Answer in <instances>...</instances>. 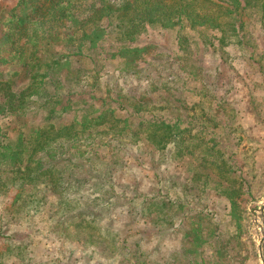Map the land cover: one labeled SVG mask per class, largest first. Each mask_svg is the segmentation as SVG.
Here are the masks:
<instances>
[{
    "label": "rangeland",
    "instance_id": "1",
    "mask_svg": "<svg viewBox=\"0 0 264 264\" xmlns=\"http://www.w3.org/2000/svg\"><path fill=\"white\" fill-rule=\"evenodd\" d=\"M17 1L0 0V10ZM262 3L222 23L223 35L147 26L131 42L147 47L137 66L103 61L91 101L104 109L97 97L107 94L114 110L84 131L73 126L54 155L38 151L28 175L1 163L0 264H264ZM117 38L109 29L97 44L108 53ZM23 69L0 59V103L7 83L24 86ZM0 111L4 142L18 124L33 135L43 124L42 109L23 118ZM157 121L197 138L181 149L158 133L155 143Z\"/></svg>",
    "mask_w": 264,
    "mask_h": 264
},
{
    "label": "trees",
    "instance_id": "2",
    "mask_svg": "<svg viewBox=\"0 0 264 264\" xmlns=\"http://www.w3.org/2000/svg\"><path fill=\"white\" fill-rule=\"evenodd\" d=\"M256 1L18 0L8 10H0V59L21 66L26 75L24 86L18 91H12L7 83L8 88L0 103L3 115L23 118L34 107L43 112V124L34 128L37 135L26 134L18 124L16 128L19 131L15 137L6 136V142L4 137L0 140V165L15 163L20 166V172L28 175L32 168L29 161L38 151L46 150L43 154L54 155V144L60 146L61 137L73 136V126H77L78 131H84L90 127L89 123L105 119L104 112L115 108L111 106L112 100L107 94L106 97H97L100 106L103 103L108 105L104 109L94 107L97 102L91 101L92 93H96L99 68L109 58H116V62L130 67L143 61L147 47L132 45L131 42L145 27L156 25L161 28L177 27L179 30L185 26L190 29L219 28L223 35L222 23L228 25V20L241 21L245 7L250 2L255 5ZM262 1L261 16H264ZM109 29L116 32L123 45L119 44L105 53L97 42ZM76 111L80 113L75 115ZM92 111L98 113L88 117ZM69 112L74 115L73 123H65L64 126L51 124L50 119L55 114ZM108 121L107 126L112 128L115 125L113 118L109 116ZM21 123L25 128L26 123ZM156 123L160 128L148 135L155 143L158 133L159 139L166 140L170 135L177 139L181 149L185 148L184 140L197 138V134L189 132L183 138L184 130H180L175 122ZM34 163L40 165L39 160ZM32 174L36 178L40 172ZM60 177L56 175L54 179Z\"/></svg>",
    "mask_w": 264,
    "mask_h": 264
}]
</instances>
